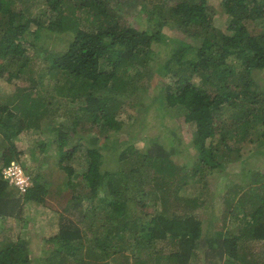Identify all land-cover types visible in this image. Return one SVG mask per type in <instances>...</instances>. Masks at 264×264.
I'll return each mask as SVG.
<instances>
[{"label":"trees","instance_id":"16d2710c","mask_svg":"<svg viewBox=\"0 0 264 264\" xmlns=\"http://www.w3.org/2000/svg\"><path fill=\"white\" fill-rule=\"evenodd\" d=\"M41 1L47 20L33 14ZM224 5L230 23L223 31L213 26L206 0H0V79L25 83L14 94H0V220L21 219L27 203H46L57 172L75 179L73 157L82 150L89 156L81 173L88 193L72 182L63 212H57L58 232L44 240L39 260L21 239L8 236L0 240V264H130L131 255L114 243L130 236L141 256H133L136 264H264V255L248 258L243 245L264 241V172L241 153L253 138L260 148L264 144V90L254 89L262 83L255 72L264 70V0ZM132 13L144 19L145 32L133 27ZM38 31L67 40V49L43 50L33 42ZM163 38L179 43L164 58L152 48ZM150 57L163 62L157 71L147 66ZM36 60L45 63L42 72ZM46 70L53 78L48 84ZM64 102L63 113L52 112ZM126 107L139 111L138 130L151 123L153 110L184 115L194 126L192 138L174 142L172 128L160 129L157 138L147 135L143 148L134 127L121 140L116 133ZM25 132L48 135L59 161L46 174L41 167L29 171L32 184L22 192L3 177V168L19 160L13 138ZM108 141L119 155L114 168L106 166ZM168 141L175 146L169 149ZM259 153L263 157L264 149ZM232 167L251 178L246 190L226 201L221 228L212 230L210 220L204 228L198 214L209 207L212 172ZM188 185L196 194L183 199L179 192ZM87 197L91 204L84 206ZM148 204L160 208L144 213ZM86 218L91 237L82 227Z\"/></svg>","mask_w":264,"mask_h":264},{"label":"rangeland","instance_id":"374dc122","mask_svg":"<svg viewBox=\"0 0 264 264\" xmlns=\"http://www.w3.org/2000/svg\"><path fill=\"white\" fill-rule=\"evenodd\" d=\"M206 2L208 5L209 14L214 19L213 26L223 31L227 30V26L230 23V17H228V14L225 12L224 0H206ZM42 5L44 4L41 1V3L35 7L33 14L34 16L40 17L42 20H47L49 19L48 15L43 16L41 14L43 9ZM134 15L132 13L129 16V18H131L130 21H132L133 27L137 28L142 33L145 32L146 24L144 22V19L137 15L135 16ZM29 22H31L30 23L31 25H34V27L31 29L34 32H36L35 28H37V23H38L37 20L33 19L32 21ZM32 22H34V24ZM173 33L175 35V38L184 39L183 33L173 31L170 33V35ZM34 35L35 36H33L34 39L33 42L37 44L38 43L43 44L44 47L43 50H45L46 47L48 48L49 51H55V52L65 51L67 49L68 46L66 42L67 40L65 41L59 40L57 37L45 38V34L41 33L40 31H38ZM178 46H179L178 42L172 41L169 38L166 39L163 38L159 43L155 42L152 48L156 50H161L160 57L162 55V57L164 58L171 47H178ZM36 63H37L36 70L42 72L43 71L42 68L45 67L44 66L45 63L42 60H36ZM161 65H163V62H161V60L158 57H150L147 64V66L153 71H157ZM166 76H169V74L168 73L165 74V77ZM254 76L256 79H258V81L262 82L261 85L258 84L254 86V89L256 91L258 90L263 91L264 70L256 71ZM52 79L53 78H51V71L46 70V77L44 79V82L48 84L52 81ZM164 79L168 80L167 77ZM156 80L159 81L160 78L157 77ZM157 81H154L156 83V87L159 86ZM23 83L24 82H20V80H14L13 82L8 83L7 81L0 79L1 96L14 94L17 88L18 87L20 88L21 85H23ZM154 89H155V85L151 86L150 89L151 93H153ZM148 98L150 99L151 97L149 96ZM65 104L67 103L64 102V104H62L59 110L56 109L52 112L63 113L65 111V106H66ZM137 112L139 111L131 109L129 107L123 109L122 119L119 122L120 126L119 128H117L118 131L116 133L117 137L120 138L121 140L127 138L129 136L128 131L132 130V128L134 127H135L134 135H136V139L138 140L137 145L143 148L149 144L147 140L148 138L147 135H152L154 138H157L158 136L157 133L160 131V129H163V131H165L167 128H172L173 131H175L177 134L175 135L177 138L174 140V142L178 140L189 142L190 139L192 138L194 126L191 125L190 123L185 122L184 115H182L183 117H177L172 113H168L166 116L163 115L160 116L159 114H156L155 110H153L147 114V119H149L148 121L151 123L145 124V129L138 130L137 129L138 121L136 119L138 117ZM64 120L66 122V119ZM49 139L50 137L48 135L45 136L42 133L39 134L37 138H34L33 134L30 132L29 134L26 132L17 134L13 138L16 147L18 148L19 151H21L18 161L23 165L25 171L28 174L30 173L29 171L32 170L37 171L39 167H41V169L44 170L45 174L47 172H50L49 169L51 167H49V165L54 166L55 168L57 167V163L59 161L58 159L59 154L56 152L54 147L51 146V142L49 141ZM253 140H254L253 142L251 141L246 143V145H244V148L242 149L241 153L244 157H246L245 155L248 154L252 162L259 161V168L261 169L262 172H264V156L262 157L261 154L259 153L261 149H264V144L262 145V148H260L258 139L253 138ZM174 142L168 141L169 149L175 146L173 144ZM43 143H45V145ZM107 145H108L107 157L109 158V160L111 159L110 162L113 161L114 159L117 160L119 156L116 153L117 146L111 143L110 141L107 142ZM4 147L5 145L3 143H0V151H1L0 158L3 156V152L5 151ZM85 151L86 150H82V152H78L72 159L71 163H73L74 166L75 165L77 166L75 179L70 180L68 178H65V174L63 171L57 172V169H55V171L57 172V176H55V184L52 186L51 194L48 195L46 203L44 204L27 203L24 208L21 219L3 218L0 220V223L2 225V228H0V240H3L5 237L8 236L11 237V239L14 242H17L18 240L21 239L24 242L25 246L28 247L29 253H31L32 257L35 260H39L38 259L39 256H42L41 254L42 246L43 245L45 246L44 240L55 235L58 232L59 216L57 212H63V209L65 207L64 204L66 202V199L71 194L70 191L72 190V188L76 187L77 189L82 190L80 188L84 187L82 191L86 194L88 193L89 184L83 179V177H81L82 175L81 173L87 170V163L89 161V156L85 154ZM188 151L197 155L196 150H194L192 147ZM170 155L173 156V154ZM235 156H237V153L233 152L232 157L234 158ZM0 164H2V162ZM241 164L243 166L242 162ZM106 166L108 168H114L112 162L110 166H108V163L106 164ZM30 175L32 177V174ZM246 175L248 174L243 170V168L240 167L238 168L232 167L225 171L216 170L212 172L211 183H210L211 189L209 193L205 194L209 207L203 208L202 210H200L198 214L199 217L204 219V228H207V225L209 224L208 223L209 220L212 225V230L221 228L223 223V212L225 209L226 201L229 198L233 197L237 192H239V195L241 196L242 191L246 190L243 184H245L251 179ZM72 182L74 184V187L72 185ZM236 184H239L240 188L236 187L235 186ZM193 186L194 185L192 186L188 185L187 188L182 189L179 192V196H181L183 199L194 197L196 191L193 190L194 188ZM236 198H239V196L237 195ZM88 204H91L89 197L85 199L84 206ZM159 208H160L159 205L148 204L144 208V213L151 215L152 212L156 211ZM82 227L87 235H89L90 237L93 236V232H92L93 224L89 218L85 219L84 225ZM111 227L115 229L113 225H111ZM114 243L118 246L120 252L124 251L128 255H131L132 259L130 264L137 263L135 262V258L133 256H138L141 258V256H139L137 252L135 238L133 236L127 238L125 244L121 242L118 243L116 241H114ZM243 245L246 246L247 250L249 249L251 251L248 258L253 257L255 253L260 256L264 255V241L256 242V243H254L253 241H245L243 242ZM159 247L164 249L163 245H159ZM168 249L169 247L167 246L165 250ZM110 252L114 253L115 247L112 248ZM146 255L151 256V254L149 253H146ZM115 258L116 257L114 255L113 258L108 256L106 257V260L110 261L111 259L113 260ZM120 261H123V258L122 256L119 255L117 259V263H119ZM148 264H153L152 259L149 260ZM198 264H202V263L200 262Z\"/></svg>","mask_w":264,"mask_h":264},{"label":"built area","instance_id":"2783aa9c","mask_svg":"<svg viewBox=\"0 0 264 264\" xmlns=\"http://www.w3.org/2000/svg\"><path fill=\"white\" fill-rule=\"evenodd\" d=\"M3 177L22 192H25L32 184L31 176L17 160L11 161L3 168Z\"/></svg>","mask_w":264,"mask_h":264}]
</instances>
